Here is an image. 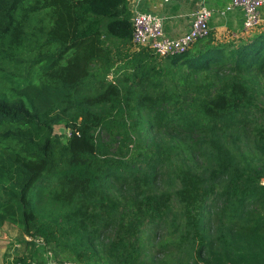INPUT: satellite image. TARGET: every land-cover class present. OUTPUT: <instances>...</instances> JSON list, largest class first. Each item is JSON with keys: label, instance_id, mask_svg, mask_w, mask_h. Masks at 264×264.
Returning <instances> with one entry per match:
<instances>
[{"label": "trees", "instance_id": "obj_1", "mask_svg": "<svg viewBox=\"0 0 264 264\" xmlns=\"http://www.w3.org/2000/svg\"><path fill=\"white\" fill-rule=\"evenodd\" d=\"M131 17L128 0H0V230L17 227L56 264H141L148 226L171 228L176 250L199 260L216 221L220 251L200 264H264V27L229 43L209 32L159 58L132 47ZM35 19L38 55L19 78L3 67L34 41L23 30ZM249 117L262 120L253 124L261 165L241 167L222 139ZM59 125L71 135L54 134ZM148 133L203 149L206 166L172 170L171 190L156 192L153 177L176 146L150 136L148 147ZM112 178L124 193L111 195Z\"/></svg>", "mask_w": 264, "mask_h": 264}, {"label": "rangeland", "instance_id": "obj_2", "mask_svg": "<svg viewBox=\"0 0 264 264\" xmlns=\"http://www.w3.org/2000/svg\"><path fill=\"white\" fill-rule=\"evenodd\" d=\"M39 18V17H38ZM39 22L37 19L29 21V23L24 27V38L29 40L33 35L36 34L34 41H27L25 47L20 54L16 56L18 62H12L7 66L3 67V70L9 73L18 76L19 78L25 76L28 68L30 66L29 63L38 55L39 40L38 29ZM261 28V27H260ZM257 29L254 32H251L250 36L254 33H260L261 30ZM249 36V37H250ZM244 38V37H243ZM231 41V40H230ZM222 42V43H229ZM236 42V41H232ZM117 42H112L109 46L112 49V54L116 57L119 52H115L114 48L117 47ZM235 45V44H234ZM122 47V44H120ZM118 46V47H120ZM124 47V46H123ZM121 50V49H119ZM118 50V51H119ZM15 55V54H14ZM10 56V57H14ZM91 90H88V93ZM246 127L238 128L234 130H230L225 133L223 136V143L226 148H228L235 160L241 167L245 165H261V157L257 153L256 149L253 146L254 141V125L253 124H262L261 119H253L249 117L246 119ZM54 134H64L65 135V127L62 125L55 126L53 128ZM156 132V130H153ZM155 133L144 134L143 137H146L147 144L146 146L151 145V137L154 136ZM162 138L161 147L174 145L175 149L170 150L167 154H164L163 157L166 160L163 168L159 170L161 171L155 177H153L152 187L156 189V192L168 191L170 189V181L171 175L170 172L176 168H181V166H189L190 168H196L197 171H202L203 167L206 166V161L208 157V153L203 149H196L192 154L188 150H186L183 144L180 141L172 142L171 135L169 133L160 134L159 136H154V140H158V138ZM179 146L182 149H178ZM108 187L111 195H118L120 193H124L127 189L125 184L116 178L108 179L104 182ZM264 183V179L260 180V185ZM179 206L176 205L174 201L172 211H178ZM38 215L43 218L49 216V206L47 204L46 199L41 198L37 205ZM214 210V209H213ZM43 212L45 215L43 216ZM170 218H173L170 216ZM216 221L211 224V228L206 229V240L207 242H211V245H206L204 248V253L202 254L199 260H203L201 262H205L206 260H214V256L219 253L221 245L216 241V236L218 235L215 227ZM0 233V248L6 247L11 250V253L8 254L9 257L12 258L11 262L13 264H56L55 259L53 257V252L50 249H44L42 245L37 244L36 247H32L28 245V241L24 239L21 231L8 223H5L1 228ZM171 228H157L154 226H148L141 235V264H200L198 258H195L194 251L190 248H185V250H181L178 252L174 246V242L176 241L175 235H169ZM236 233V231L234 232ZM113 234V229L108 230L105 233H101L97 236L96 246L99 249H104L110 237ZM174 239V240H173ZM173 240V241H172ZM172 241V242H171ZM5 242V243H4ZM216 257V256H215ZM14 258V259H13ZM35 262V263H34ZM206 264V263H204ZM210 264H214L213 261ZM227 264H230L229 262Z\"/></svg>", "mask_w": 264, "mask_h": 264}, {"label": "built area", "instance_id": "obj_3", "mask_svg": "<svg viewBox=\"0 0 264 264\" xmlns=\"http://www.w3.org/2000/svg\"><path fill=\"white\" fill-rule=\"evenodd\" d=\"M142 1L128 0L132 11L131 44L134 49L147 46L159 58L180 55L189 50L198 40L208 36L210 32L209 21L212 17V11L201 5L192 14L190 28L186 34L175 39L166 37L162 30L163 18L138 11V6ZM161 1L164 4H170L174 0ZM263 4L264 0H230V3L221 14L235 8L240 9L243 14L244 32L249 33L258 29L262 24L260 8ZM65 135L69 137L71 132L66 130ZM25 240L31 241L28 237H25Z\"/></svg>", "mask_w": 264, "mask_h": 264}, {"label": "crops", "instance_id": "obj_4", "mask_svg": "<svg viewBox=\"0 0 264 264\" xmlns=\"http://www.w3.org/2000/svg\"><path fill=\"white\" fill-rule=\"evenodd\" d=\"M229 3L230 0H174L170 4H164L161 0H143L138 6V11L163 18V34L175 39L189 31L192 14L204 5L212 11L209 28L215 40L238 41L251 33L244 32L243 14L240 9L235 8L221 14ZM260 16L262 28L264 27V4L260 8ZM3 247L5 248H0V264H13L12 258L8 256L11 250L6 245Z\"/></svg>", "mask_w": 264, "mask_h": 264}]
</instances>
